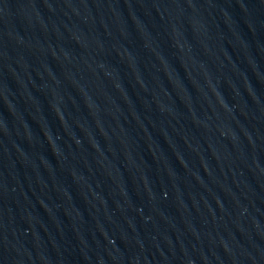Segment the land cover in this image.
I'll return each mask as SVG.
<instances>
[{"label":"water","instance_id":"water-1","mask_svg":"<svg viewBox=\"0 0 264 264\" xmlns=\"http://www.w3.org/2000/svg\"><path fill=\"white\" fill-rule=\"evenodd\" d=\"M0 264H264V0H0Z\"/></svg>","mask_w":264,"mask_h":264}]
</instances>
